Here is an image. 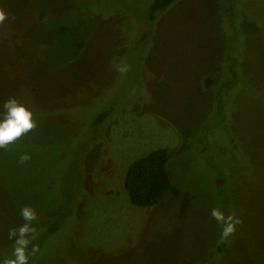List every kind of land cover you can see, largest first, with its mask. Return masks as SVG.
Wrapping results in <instances>:
<instances>
[{"label": "rangeland", "instance_id": "rangeland-1", "mask_svg": "<svg viewBox=\"0 0 264 264\" xmlns=\"http://www.w3.org/2000/svg\"><path fill=\"white\" fill-rule=\"evenodd\" d=\"M150 3L0 0V118L16 97L37 123L0 149V261L30 206L29 264H264V0ZM159 148L170 187L133 207ZM213 208L242 220L228 243Z\"/></svg>", "mask_w": 264, "mask_h": 264}, {"label": "clouds", "instance_id": "clouds-1", "mask_svg": "<svg viewBox=\"0 0 264 264\" xmlns=\"http://www.w3.org/2000/svg\"><path fill=\"white\" fill-rule=\"evenodd\" d=\"M9 14L0 8V26H3L9 20ZM15 19V17H11ZM129 66H121L118 71L125 73ZM3 114L0 118V149L9 151L10 145L16 143L22 137L37 127L35 113L24 103L17 100L16 97H10L3 103ZM31 159L28 153H22L19 156V163L23 164ZM211 217L222 225L221 239L227 240L236 232V226L242 224V220L232 213L225 216L220 208H213ZM20 217L24 221L18 227L9 228L7 238L13 241L12 258H4L0 264H29L30 256L39 253V245L32 244L31 252L28 251L32 240L36 238L37 229L33 226V221L38 220L37 212L30 206H24L20 209Z\"/></svg>", "mask_w": 264, "mask_h": 264}, {"label": "trees", "instance_id": "trees-1", "mask_svg": "<svg viewBox=\"0 0 264 264\" xmlns=\"http://www.w3.org/2000/svg\"><path fill=\"white\" fill-rule=\"evenodd\" d=\"M175 1L151 0L148 7L149 20L153 21L158 13L172 7ZM226 21L229 22L228 19ZM261 29L263 28L261 27ZM143 36H149V33L145 32ZM231 73L234 74L233 72ZM105 116L103 114L99 118H104ZM168 159V152L159 148L132 161L128 165L124 174L123 190L133 207L139 209L152 207L158 203L163 194L169 189L170 180L166 171ZM220 231H222V228H220ZM223 241L228 243V239Z\"/></svg>", "mask_w": 264, "mask_h": 264}]
</instances>
